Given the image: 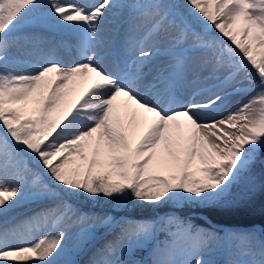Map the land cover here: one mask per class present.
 Instances as JSON below:
<instances>
[{
  "label": "snow or ice",
  "instance_id": "obj_1",
  "mask_svg": "<svg viewBox=\"0 0 264 264\" xmlns=\"http://www.w3.org/2000/svg\"><path fill=\"white\" fill-rule=\"evenodd\" d=\"M192 13L229 42L211 61L189 59L186 47L189 26L167 0H98L89 6L82 0H47L45 22L69 29L80 38L82 59L70 65L49 61L30 72L10 68V41L17 28L44 7L41 0H0V215L29 198H51L53 206L19 221L0 226V264H74L69 258L79 244L69 248L66 234L46 233L37 240L24 239L53 219L58 227L73 212L65 197L83 193L123 202L136 198L159 204L185 200L202 205L227 203L230 188L256 163L264 149V0H185ZM113 9H130L151 20L142 37L130 28L126 48L134 52L130 66L109 68L92 50L101 42L103 25ZM196 41H202L192 33ZM158 37L160 48L146 42ZM195 47L211 45L198 43ZM166 57L153 75L146 71L151 58ZM228 61L229 75L248 82L256 94L221 118L202 111L224 103L215 94L204 102L191 101L173 107L178 88L190 77L212 78ZM249 68L255 71V78ZM149 77L150 80H149ZM146 91H141L144 81ZM81 88L78 94L77 89ZM169 99V106L163 102ZM151 122L141 131L142 120ZM23 148L33 155L63 193L31 173L19 157ZM153 167L168 175L152 173ZM264 187V184L261 185ZM255 190V182L249 192ZM106 223L111 222L108 218ZM159 223L174 237L171 244L153 249L151 264H212L199 255L216 241L255 245L230 264H264V238L254 231L232 230L220 237L217 231L196 228L172 216ZM157 222L126 220L121 238L133 245L153 241ZM113 243L98 250L91 264H127L108 259ZM197 255L192 259L187 257Z\"/></svg>",
  "mask_w": 264,
  "mask_h": 264
},
{
  "label": "rangeland",
  "instance_id": "obj_2",
  "mask_svg": "<svg viewBox=\"0 0 264 264\" xmlns=\"http://www.w3.org/2000/svg\"><path fill=\"white\" fill-rule=\"evenodd\" d=\"M168 2V1H167ZM42 5H45L44 7L39 8L36 12H34V16L36 17H42V14L40 13L41 10H44L45 12L48 11V8L46 7L47 0H41ZM180 13V16L183 18L184 22L189 26V35L186 42V47L190 48L189 56L192 53H196L193 57H190V61H194L195 58H204L205 60L211 61L212 58L225 50L226 47L230 46L229 42H224L221 39V35L211 26H206L204 21L201 20L199 17H197L195 14L192 13L191 10H189L188 13L178 10ZM118 26L116 27V29ZM111 29V27H110ZM148 30V27L145 26L141 30L140 36L145 34ZM111 31V30H110ZM195 32L198 35H200L203 39L202 41H196L193 37L192 33ZM110 36V35H108ZM138 36V37H140ZM110 38V37H109ZM125 43V42H124ZM198 43H204L211 45L210 48L208 47H195L194 45ZM117 45L120 47L121 43H117ZM163 43L157 45V44H150L148 47H152L156 49L155 47H162ZM18 46V42L16 40L10 41V49L9 54L12 50H14ZM98 51L101 52L102 55L111 54L114 52V48H112V43L108 41L106 45H102ZM125 53L124 48H119L118 53ZM75 55H78V50L75 51ZM135 53H132L130 55H127V57L121 56L122 60H127L128 64L130 66L131 60L134 58ZM104 58V57H102ZM21 60L25 62H31L30 60H22V59H16ZM198 63V62H197ZM225 67L221 70L217 71L215 75L212 78H208L207 74L199 75V76H193L190 77L188 82L189 86L186 85V82L183 83L177 90L176 97H175V103H173L171 106L176 107L180 105H186L187 103L191 101L195 102H204L209 97L220 94L223 97L225 95L230 94L231 102H226V104L218 105L216 108L209 109L210 113L212 114H205L206 117H215V118H221L226 113L235 110L241 102H246L251 96H254L256 94V89H252L251 91H241L237 93L234 89L235 88H241L246 89L249 87L248 82L246 80H243V77L240 75H237L236 77L232 79H227L229 75V67L228 61L226 59L225 61ZM126 66V65H125ZM124 66V67H125ZM154 75L155 70H149V72ZM249 71L252 72L253 78H255L256 74L255 71L249 68ZM151 77H149L150 80ZM149 81L142 82L141 91L145 86L148 84ZM191 83V84H190ZM221 86H218L220 85ZM181 91V93H180ZM235 94V95H233ZM237 95V96H236ZM166 100H164L165 102ZM183 101V102H181ZM170 100L167 101V106H169ZM201 114H203L201 112ZM3 132V129L0 128V133ZM19 152V157L21 158L24 165L27 166L28 169H30L31 173L38 174L42 180L49 184L51 187L55 188L57 192L63 193V190L60 189L55 185V183L50 179L46 178L45 170L38 166L35 168L36 158L26 152L23 149ZM159 169L156 167L152 168V173L156 175H168V171H158ZM255 182V190L253 192H249V189L252 187V182ZM264 184V157L260 156V152L258 153V158L256 160V163L251 167L250 171L245 173L244 177H241V179L236 182L229 191L228 196L226 197L227 205H234L238 204L240 202H258L263 203L264 198L261 196L259 197V194H261L264 191V187H261V185ZM65 199L71 204L73 208V212L68 214V217L58 226L54 227L52 230H47V226L50 222V220L47 223H44L41 225V227L38 230H33L31 232H34V234L31 235V240H37L41 236H43L46 233H51L52 235H56L58 231H64L66 234V240H68L69 244L71 245L69 248L73 247V245L79 244V251L76 254H72L75 258H77L76 264H91V261L96 256L98 250L103 249L105 245L109 243H113L114 247L112 250L111 255L108 256V259L112 260H120L125 261L127 264H151V261L153 259V249L157 246H164L167 244H171L174 241V237L170 235V233L175 232L176 228L174 230H171L170 233H168L166 236H159V232L161 230L160 221L163 219L164 213L157 210L156 208L150 209L147 212H145L140 217H129L126 220H137V221H153L157 222V227L155 231V235L153 238V241L149 244H141V245H133L131 251L125 252L124 249L128 246V239L121 238V227L122 222L117 225V219L112 220L111 222L106 223L105 221L110 218L111 213L107 212L104 209H98V207L92 208L91 206H87L80 202L78 197L75 195L71 197H65ZM178 203V206L181 207V209L185 208L183 211H187L185 205H189L192 209L196 207H206L208 205H202L197 204L190 201L185 200H176ZM37 204H41V209L53 206V200L51 198H40L36 200ZM173 205V203H171ZM40 209V210H41ZM117 209H115L116 211ZM168 213H172L175 215H178V213L175 210L169 211ZM192 217L201 219V223L194 224L193 222H189L192 225H194L196 228L204 229L208 231H216L211 223L212 221L209 220V217L203 213V211H193L190 213ZM125 220V221H126ZM45 226V228H44ZM43 227V230L41 231ZM248 231H254L259 237L263 238L262 235V227L259 224H256L255 227H249ZM240 227H238L239 230ZM68 229V230H67ZM70 229V230H69ZM221 231V230H218ZM218 233L220 237L224 236L225 231L222 229L221 233ZM39 232V233H38ZM65 240V241H66ZM228 243V246H226ZM230 245V246H229ZM247 247L255 248V245H247V244H241L239 247L235 246V242H224L222 239L216 241L211 247L207 249H202L199 253L200 256L204 258L206 261H211L212 264H222L221 261L214 262V254L217 253H223L225 254L226 251L232 250L235 252V254L238 256V259H250L249 256H241L239 253ZM144 250V254L141 257L140 252ZM197 254L192 253L187 258L192 259Z\"/></svg>",
  "mask_w": 264,
  "mask_h": 264
},
{
  "label": "bare ground",
  "instance_id": "obj_3",
  "mask_svg": "<svg viewBox=\"0 0 264 264\" xmlns=\"http://www.w3.org/2000/svg\"><path fill=\"white\" fill-rule=\"evenodd\" d=\"M168 3H176L179 5L180 11L185 10L186 13L191 10L185 0H167ZM82 2H86L89 6L94 5L98 2V0H82ZM124 3H135L136 0H122ZM136 25V36H140L142 33L141 30L147 26L148 29L151 26V20L149 19H142L137 17L130 9H113L112 14L106 18V22L103 25L104 31L102 33L101 42L94 43L92 45V50L98 53V59H100L101 63H103L106 67L109 68H124L125 65H129L127 60H122L121 56L127 57L134 52H130L126 48V41L130 38V28L131 26ZM118 28L116 29V27ZM111 27V29H110ZM111 30V31H110ZM147 31V30H146ZM110 35V36H108ZM143 34L140 36L142 37ZM110 37V38H109ZM139 38V37H138ZM16 40L18 42V46L10 52L11 59H22V60H30V63H16L13 62L9 65L10 68L14 69L18 72H30L45 64L49 61H60L63 65H70L73 62L79 61L82 59L81 51H80V38L77 33L69 30V29H57L53 27L51 24L45 22L44 19L34 16L28 17L24 23H22L15 33H13L11 40ZM222 41L228 42L226 38L221 36ZM110 41L112 43V48H114V52L107 55H102L98 49L102 47V45H106ZM125 42V43H124ZM117 43H121L120 47ZM161 44L163 41L158 38L154 37L153 39L146 42L145 46H149L150 44ZM119 48H124L125 53H118ZM159 48V47H155ZM78 50V55H75V51ZM196 53H192L190 57H193ZM104 57V58H102ZM198 63L205 60L204 58H195L194 61ZM166 57L160 54L154 55L151 60L147 63L146 71L149 70H156L158 69L163 63H165ZM193 62V61H192ZM151 72V71H150ZM191 84V83H190ZM222 83H220L221 86ZM186 85L189 86V82L186 81ZM142 86V85H141ZM82 90L78 88L74 95L78 94V92ZM142 91H146V87L142 89ZM181 93V91H180ZM235 95V94H233ZM237 96V95H236ZM230 94L224 96V104L226 102H231ZM166 101L165 106L167 107V101L169 99H165ZM183 102V101H181ZM210 110L202 111V115L205 114H212L209 112ZM205 116V115H204ZM151 122V114H147V120H142L141 124V131H143L148 124ZM18 151L23 152V148H19ZM21 159V158H20ZM37 162V160H36ZM40 166L37 162L35 164V168ZM158 168L159 172L165 171L164 169ZM45 175L47 179H51V177L45 171ZM36 198H29L23 201L20 205L6 213L5 215H0V226L5 224H10L14 221L22 220L23 218L30 216L37 211H39L42 207L41 204L36 203ZM43 226V225H42ZM55 226L53 225V219H50L48 226L46 227L47 230H52ZM45 228V226H44ZM248 228L245 226H240V231H245ZM38 230V229H36ZM43 230V227L41 231ZM68 230V229H67ZM70 230V229H69ZM223 230L225 232L232 231L228 229L225 225ZM39 233V232H38ZM34 232H29L25 230L24 239L31 240V235ZM264 238V237H263ZM66 245L70 247L68 240L65 241ZM228 246V243L227 245ZM230 246V245H229ZM79 251V248L76 249L74 254ZM72 253V254H73ZM70 255V259L76 264L77 258ZM233 259H238V256L232 250L226 251L225 254L217 253L214 254V262L221 261L222 264H230V261ZM141 264V263H140Z\"/></svg>",
  "mask_w": 264,
  "mask_h": 264
},
{
  "label": "trees",
  "instance_id": "obj_4",
  "mask_svg": "<svg viewBox=\"0 0 264 264\" xmlns=\"http://www.w3.org/2000/svg\"><path fill=\"white\" fill-rule=\"evenodd\" d=\"M260 156L264 157V149L260 151ZM76 196L87 206H91L92 208L98 207V209H104L107 212L110 211L111 219H115L119 216H122V219L140 217L148 210L156 208L164 213L163 220H166L168 217L176 216L188 223L193 222L196 225L202 221L199 218L192 217L190 213L193 211H203L212 221L220 224L230 226L260 224L264 233V202H240L230 206L227 205V203H223L208 205L206 207H196L193 209L189 205H185L189 210L183 211L185 208L181 209L176 200L152 204L131 197L125 198L123 202H117L114 199L102 195L92 198L83 193H76ZM260 196L264 198V191L259 194V197ZM171 203H173V205ZM115 209L117 210L115 211ZM172 210H175L178 215L168 213ZM161 227V235L167 234L168 231L174 228V226L168 228L163 224H161Z\"/></svg>",
  "mask_w": 264,
  "mask_h": 264
},
{
  "label": "water",
  "instance_id": "obj_5",
  "mask_svg": "<svg viewBox=\"0 0 264 264\" xmlns=\"http://www.w3.org/2000/svg\"><path fill=\"white\" fill-rule=\"evenodd\" d=\"M233 229V228H232Z\"/></svg>",
  "mask_w": 264,
  "mask_h": 264
}]
</instances>
